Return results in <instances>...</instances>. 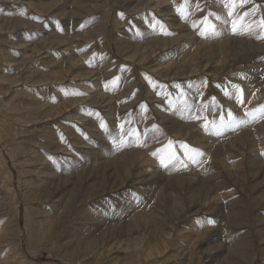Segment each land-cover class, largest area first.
<instances>
[{"label":"rangeland","instance_id":"1","mask_svg":"<svg viewBox=\"0 0 264 264\" xmlns=\"http://www.w3.org/2000/svg\"><path fill=\"white\" fill-rule=\"evenodd\" d=\"M129 1L0 0V264H230V257L237 259V264H264V168L261 174L257 171L256 178L251 177L256 173L249 166L252 153L244 150L241 133L250 124L243 117L263 114V90L254 80L249 81L251 76L242 62L217 76L205 72L162 78L153 66L159 53L196 39L211 43L217 35L208 28L220 22L218 13L222 11L227 12L225 22L236 26L230 33L237 30V15L242 18L240 26L250 18V22L261 21L256 36L247 38L261 40L264 0H137L131 7L125 6ZM185 13L188 16L183 20ZM180 23L186 25L187 32L178 29ZM150 38L162 40L165 46L154 48L153 53ZM136 41L149 47L143 57L147 61L141 60L144 49L133 55L131 47ZM253 41L230 49V54L246 57L255 49ZM70 56L76 59L71 61ZM179 57L176 54L177 60ZM96 91L101 92L97 103L92 94ZM213 101L223 110L207 115L208 109H201L203 103ZM188 104L202 111L188 123L183 117L180 121L191 125L193 131H202L205 139H216L212 156H199L195 163L201 165L204 182L213 188L214 196L222 199L221 212L217 205L212 207L213 202L204 208L200 193L192 199L176 187H166L161 197L162 192L148 187L140 176L142 171L152 173L155 164L170 175L175 169L185 178L195 173L197 152L183 155L184 138L169 133L162 120L164 114L173 117L171 109L179 105H184L188 116ZM229 112L231 120L224 116ZM259 118L264 122V115ZM219 124L224 127L214 134L212 126ZM169 141L172 143L166 146ZM109 147L117 150L113 158L134 152L141 161L130 174L124 172V161L91 171L90 164H97L100 153ZM170 149L174 155L169 157L176 160L162 156ZM228 169L237 172L231 176ZM83 170L86 172L80 175ZM69 175L74 176L54 182L55 176ZM192 201L203 206L192 212ZM70 207L68 214L65 211ZM141 213L150 216L141 246L151 248L156 235L162 239L164 232L170 233V241L158 243L160 253L146 259L139 254L134 260H116L113 239L105 245L111 254L98 253L104 237L122 221L139 223L138 228L144 231ZM194 231L195 239L200 235L199 241H185ZM185 242L192 253L187 257L177 249ZM217 245L220 247L210 250ZM234 247L242 253L235 254Z\"/></svg>","mask_w":264,"mask_h":264},{"label":"bare ground","instance_id":"2","mask_svg":"<svg viewBox=\"0 0 264 264\" xmlns=\"http://www.w3.org/2000/svg\"><path fill=\"white\" fill-rule=\"evenodd\" d=\"M140 1V0H139ZM145 1V0H143ZM149 1V0H148ZM165 0H163L164 2ZM134 2H137V0H130L129 2H127L125 4V6L127 7H131V5L134 3ZM229 2V0H228ZM240 2V0H239ZM238 2V3H239ZM227 3V2H226ZM150 6V3L148 4ZM221 6V4H219ZM235 8V6H234ZM229 10H232L229 9ZM234 11V10H233ZM230 12V11H229ZM219 14H221V18H220V22L219 21H215L214 22V26L213 24L211 23L212 26H210L208 29L210 32L212 33H215L217 36L216 38H213V41H211V43H205V40L203 42H198L197 39L194 43H186L185 45H181V47L177 46V48H173V50L171 51H168V52H164V53H159L157 54L154 59V65L152 63V65L155 67L152 68L155 70V73L158 74L160 77L162 78H169V77H179V76H182V77H187V76H197V75H200L202 73H205V72H208L209 74H212L213 76H217V74H223L225 73L227 70H232L234 69V66L237 65V64H240V62H242V66L244 67L245 71H246V74L250 75L251 78H249V81L251 80V82H253L252 80H254L256 82V85L257 87H259L260 89H262L264 92V79H261V76H262V73L264 75V70L260 71V68H264V60H263V54H264V41L263 39L264 38H261V40L259 41H253L254 42V50H252L249 54H247L246 57L244 58H240V57H236V54L233 53V56L230 54V49L232 48H235V49H239L240 47L242 46H246L247 44L251 43L252 41L251 40H248L247 38L249 39H252L253 37L256 36V34L258 33V31H260V28H261V21L260 22H250V20H248V22L245 23L244 26H240L241 23H240V20L242 18H240L238 15L236 16V19H238V22L236 23L237 24V30L234 31V32H231L230 33V29H234L236 26L233 24L230 26L228 25V23L225 22V19L226 16H227V12H224L222 11L221 13H218V18H219ZM231 14V13H230ZM187 13L184 14V17H183V20H185V18L187 17ZM250 16V15H249ZM228 17V16H227ZM104 18V17H102ZM233 18V17H232ZM215 19V18H214ZM234 20L232 19L231 21H237V20ZM219 20V19H218ZM245 19H243L244 21ZM159 23V22H158ZM161 23V22H160ZM159 23V24H160ZM162 25V23H161ZM150 27V26H149ZM178 27V26H177ZM146 28V27H145ZM154 28V27H153ZM182 29L184 32L186 31L187 32V28H186V25H184L183 23H180V27H178V29ZM189 28V27H188ZM144 29V28H143ZM148 29V28H147ZM157 29V28H156ZM179 29V30H180ZM207 29V28H206ZM247 29V30H246ZM142 30V29H141ZM146 30V29H145ZM155 30V29H154ZM161 30V29H160ZM159 30V32H161ZM244 30H246V34L242 33ZM206 31V30H205ZM148 32V31H147ZM251 32H253V35H249ZM141 34V33H140ZM137 35V34H136ZM139 35V34H138ZM156 35V33H155ZM192 35V34H191ZM141 36V35H140ZM146 36V35H145ZM161 36V35H160ZM193 36V35H192ZM147 37V36H146ZM158 37V36H157ZM128 38H131L130 36L127 37ZM156 38V36H155ZM154 38V39H155ZM165 38V37H164ZM163 38V39H164ZM88 39V38H87ZM91 39V38H89ZM149 39V38H148ZM151 41L150 43L153 44V45H149L150 46V50L153 52V53H156V47L157 49L162 47V40L160 39H155L152 41V38H150ZM144 40V39H143ZM145 41V40H144ZM167 41V40H166ZM174 41V40H173ZM172 41V42H173ZM178 41V40H177ZM180 41V40H179ZM250 41V42H249ZM149 42V41H148ZM164 42V41H163ZM208 42V41H207ZM64 43V42H63ZM140 43V42H139ZM137 41L135 42L134 46L131 47L132 51H133V55L137 53H140V50L141 49H144V51L141 53V56L142 58L143 57H146L147 56V47L146 45H144L143 43L140 45ZM145 43V42H144ZM146 43H147V39H146ZM167 43V42H166ZM59 45V44H58ZM57 45V46H58ZM171 45V44H170ZM165 46V45H164ZM163 46V47H164ZM174 46V45H173ZM195 46V47H194ZM192 47H194V49L192 50ZM251 47V46H250ZM155 48V49H154ZM186 48V49H185ZM169 49V48H168ZM172 49V48H171ZM233 50V49H232ZM242 50V49H241ZM240 50V51H241ZM124 52V49L122 50ZM160 52V51H159ZM151 53V52H150ZM243 53V52H242ZM172 54V55H171ZM176 54L180 55V60H177L176 59ZM140 55V54H139ZM238 55V54H237ZM242 55V54H241ZM129 56V55H128ZM134 59V57H131ZM130 58V59H131ZM149 58V57H148ZM147 58V59H148ZM152 58V57H151ZM154 58V57H153ZM70 59L71 61H73L74 59H76L74 56H70ZM141 60H146V59H141ZM150 60V59H149ZM242 60V61H241ZM147 61V60H146ZM151 61V60H150ZM141 62V61H139ZM144 62V61H143ZM146 63V62H145ZM149 63V62H148ZM137 64V63H136ZM146 65V64H145ZM150 65V64H149ZM148 66V65H147ZM151 66V65H150ZM149 67V66H148ZM184 68V69H183ZM153 72V71H152ZM91 73V72H89ZM54 74V73H53ZM65 74V73H64ZM57 75V74H56ZM59 75V74H58ZM46 80V79H45ZM13 81V80H12ZM253 84V83H252ZM103 86V85H102ZM97 87V86H96ZM256 87V86H255ZM249 88V85L246 89ZM98 89V87L96 88ZM100 89V87H99ZM258 89V88H257ZM100 91V90H99ZM97 92V91H96ZM93 94V99L96 100L97 98V102H99L101 100V97L99 96L101 94V92H97L96 94L92 93ZM92 100V99H91ZM105 101V100H103ZM225 101H227V99H225ZM93 102V101H92ZM62 106V105H61ZM199 106V104H198ZM197 107V106H196ZM196 107H191L190 108V104H188V110H189V115L187 116L185 114V111L183 110L184 109V105H179L171 110H173L175 113H174V116L173 117H170V116H166L167 114H164L163 117H162V120L165 122L166 124V128L168 129L169 133H174L175 136H179L181 138H184V141L187 142H191V146L189 145H186L184 141H182V144L184 143V145L182 146L183 147V152L181 151V153H183V155H186L189 154V153H192L193 151H196L197 152V156H196V159L195 161H193L194 163V166L193 167H197V168H193L190 167L189 170H193L196 174H197V178H195V173L193 174H189L188 175V178H185V177H181L180 173H177V169H175L174 173L172 172V174H168L167 172H164V171H159V166L157 164H155L153 166V169L152 170L153 172L150 173V172H144L143 174V171H142V174L140 176H142L141 179H143V182L147 183L146 185L148 187H150V185L155 188V190H159V193H160V196L163 197L164 196V192H165V189L166 187L168 189H170V187H176L177 189H179L181 191V193H184L185 195L187 194H191L190 198H192L193 196H195L197 193H200V197L202 195L203 197V201H205L206 203L204 204V206L202 205V202L201 203H198L196 201H192L191 203V206H193L192 208V212L195 211V209H199V206L201 205V207L203 206L204 208L207 207L208 204H210V202H213L211 203L212 204V207L214 205H217L218 206V210L221 212V210L223 209V204L220 203L222 201V199L218 196H214V191H213V188H209L208 187V184H206V182H204L205 178L201 172V170H199V168L201 167L200 164H197L195 162H198L200 159H199V156L201 159H203L204 157H210L212 156V153L213 151L211 150L216 139H205L206 135L205 134H202L200 130H196V131H193L192 129H189L190 127H192L191 125H188L186 124L185 122L183 121H180V119L183 117L184 120L188 123L190 122L191 119H193L194 117H199V114L200 112L203 110V108L205 109H208V112H205L207 115L208 114H211L214 112V110L216 111L218 109V111H222L223 109H220L219 107H217L213 101V103H209V102H204L203 103V106H202V110H198L196 109ZM200 107V106H199ZM169 109V110H170ZM168 110V109H167ZM172 112V111H170ZM204 113V114H205ZM205 114V115H206ZM264 115V112L263 114H260V113H252V114H249L248 117H243V119L247 121V123H250L249 124V128L246 129L245 131H242L241 133H244L243 134V138L245 139V143L243 144L244 147V150H247L250 149L249 151H251L252 155L250 156V160H249V166L250 168L255 171V175H251V177L253 178H256L258 175H257V171H259L260 173L258 174H261L262 172V169L264 168V122L259 118V116H262ZM225 117L228 118V114H224ZM162 122V121H161ZM228 123V122H227ZM162 124V123H161ZM229 125V123H228ZM224 126H222V124H219V126H212V128L214 129L213 130V133L215 134L216 132H219V130L223 129ZM232 128V127H231ZM176 132V133H175ZM209 132V130H208ZM234 132L233 130L232 131H229V133H232ZM263 134V135H260ZM210 133H208L207 135H209ZM213 134V135H214ZM238 134V133H236ZM235 134V135H236ZM254 134L258 135L257 138H254ZM167 136V135H166ZM174 136V137H175ZM173 137V136H172ZM169 139H171L169 137ZM240 141V139H237ZM171 141V140H170ZM168 142L166 144V146H169L172 142ZM173 141V140H172ZM176 141V140H175ZM259 141V143H258ZM180 142V141H179ZM131 144V143H129ZM111 145V144H110ZM126 145V144H125ZM129 145L125 146L124 148H127ZM180 147H181V144H180ZM257 147V148H256ZM259 147V148H258ZM194 148H196L197 150H194ZM177 149V148H176ZM181 149V148H180ZM179 150V148H178ZM117 151V150H116ZM116 151H113L110 147L107 148L105 151L101 152L99 157H98V163L97 164H90V168H91V171L92 169L96 170V168H99L101 166H112V164L114 162L116 163H122V161H124V172H128L130 174V171H131V168H134L133 166L135 164H138L141 160H138L140 156H138V154L134 153V152H129V153H121L119 155H115L114 158L111 157L112 155H114V153H116ZM126 151V150H125ZM173 149H170L169 152H163L162 153V156L166 157V159L170 158L169 156H172L174 155L173 154ZM180 153V154H181ZM182 155V154H181ZM182 155V156H183ZM168 156V157H167ZM185 156V157H186ZM192 156V155H191ZM162 157V158H163ZM193 157V156H192ZM175 158V157H174ZM174 158H170V159H173ZM178 158V156H177ZM189 158V157H188ZM191 158V157H190ZM189 158V159H190ZM194 158V157H193ZM180 159V158H179ZM188 159V160H189ZM110 160H113V161H110ZM165 160V158H164ZM172 160V161H173ZM176 160V158H175ZM188 160L186 159V161L188 162ZM166 161H169V160H166ZM171 161V160H170ZM169 162H166V163H170ZM183 160L182 159V163H183ZM190 161V160H189ZM137 162V163H136ZM107 163V164H106ZM174 163V161H173ZM172 163V164H173ZM189 163V162H188ZM114 165V164H113ZM167 165V164H166ZM170 165V164H169ZM174 165V164H173ZM178 165V164H176ZM185 165V164H184ZM182 165V166H184ZM191 165V163H190ZM106 166V167H107ZM137 166V165H136ZM148 166V165H146ZM175 167V166H174ZM181 167V166H180ZM168 168V167H167ZM177 168V167H176ZM82 169V168H81ZM166 169V168H165ZM182 169V168H181ZM86 170V169H84ZM81 172L79 171L78 173H80V175H84V173L86 171ZM90 170V169H88ZM101 170V169H100ZM167 170V169H166ZM171 170H174V169H171ZM180 170V169H179ZM178 170V171H179ZM103 171V170H102ZM101 173L103 174L104 172ZM106 171V170H105ZM141 171V170H140ZM122 172V171H121ZM123 172V173H124ZM237 172V170L235 169H228V173L231 174V176H234L235 173ZM93 173V172H92ZM99 172L97 171V174ZM114 173V172H113ZM141 173V172H140ZM77 174V173H75ZM87 174V173H86ZM94 174V173H93ZM126 174V173H124ZM99 175V174H98ZM74 175H69L68 177H65V178H61L59 176H55L54 178V182H59L61 183L62 180L63 181H66V180H69L70 178H72ZM107 176V175H106ZM109 176V175H108ZM97 177V176H96ZM95 177V178H96ZM100 177V176H99ZM117 177V176H116ZM77 178H80V177H77ZM111 180V179H110ZM122 180V179H121ZM123 181V180H122ZM127 181V180H126ZM81 182V181H80ZM104 182V181H103ZM257 182V181H256ZM260 183V181H258ZM65 183V182H64ZM142 183V182H141ZM235 183V182H234ZM245 183V182H243ZM81 184V183H79ZM116 184V183H115ZM104 185V184H103ZM145 185V187H146ZM245 185V184H244ZM98 186V185H97ZM246 186V185H245ZM110 187V186H109ZM147 187V188H148ZM103 188V186H102ZM152 188V189H153ZM41 189V188H40ZM40 189H38L40 191ZM43 189V188H42ZM66 189V188H65ZM151 189V188H150ZM38 190H35V193L39 192ZM45 190V189H43ZM100 190V189H99ZM51 191V190H50ZM102 191V190H101ZM169 191V190H168ZM179 191V192H180ZM77 192V191H76ZM172 192V190H171ZM169 193V192H168ZM195 194V195H193ZM92 195V194H91ZM163 195V196H162ZM179 196V194H178ZM189 196V195H188ZM59 197V196H58ZM166 197V196H165ZM184 197V196H183ZM73 198V197H72ZM71 198V199H72ZM186 198V197H185ZM188 198V197H187ZM193 199V198H192ZM180 203L179 205L182 206L183 204V200L182 198H180ZM189 200V199H188ZM201 200V199H200ZM179 201V200H178ZM81 203V202H80ZM79 203V204H80ZM170 203V202H169ZM190 203V202H189ZM70 204H72L73 206V203L71 202ZM69 204V205H70ZM178 204V203H177ZM68 205V206H69ZM190 205V204H189ZM77 207L76 205L74 206V208ZM170 207V206H169ZM188 207V206H187ZM66 208V207H65ZM182 208V207H181ZM73 207L70 209L67 208V210L65 211L66 213H71ZM172 208H170L171 210ZM179 209V208H178ZM174 210H177L176 208ZM181 210V209H180ZM172 212V210L170 211ZM185 213V212H184ZM219 213V212H218ZM224 213V212H222ZM137 215V214H136ZM221 214H219L220 216ZM62 217V216H61ZM139 217H143L145 218V222H141V223H145L144 225H146V222H149L150 220V216L148 213H141V216ZM138 217V218H139ZM182 217V216H181ZM180 217V218H181ZM63 218V217H62ZM137 218V219H138ZM220 218V217H218ZM61 219V218H60ZM59 219V220H60ZM123 219V218H122ZM137 219L135 221H137ZM261 219V218H260ZM257 220V219H256ZM69 221V219H68ZM67 221V222H68ZM121 221V220H120ZM221 221V220H220ZM223 221V220H222ZM261 221V220H260ZM123 222V221H122ZM120 222L118 225L116 226H113L112 230L110 231L111 235L109 237H104V241H102L101 244V247L102 249H100V251H98L99 254H102V251H107L108 253H110V249L109 248H106L105 245L106 244V241L108 240H112L113 239V244L114 247H113V251H114V255H115V259L116 260H122V258H132V260H134V256H138L139 254L142 255L143 254V257L146 259L147 257H152L153 255H155V252L157 253H160V248H161V245H158L159 244H162V242H164V239L165 240H169L170 241V233H166L164 232V238H160L159 239V236L156 235V239H155V243L154 245L150 248V247H147L145 248L144 246L145 245H142L141 246V243L145 240H142L144 239V237H146L145 235L147 234L148 230L147 229V225L144 229V231L140 230L138 227L140 226L139 223H134L132 224L129 223V224H124ZM128 223V221H126ZM125 222V223H126ZM259 222V221H258ZM257 222V223H258ZM60 223V222H59ZM263 223V222H262ZM124 224V225H123ZM61 226V224H59ZM141 226H143L141 224ZM258 226H259V223H258ZM207 226H205L206 228ZM260 227V226H259ZM55 228V227H54ZM57 228V227H56ZM121 229V230H120ZM123 229V230H122ZM124 229H126L124 231ZM156 229V228H155ZM105 231V230H104ZM107 231V230H106ZM171 231V230H170ZM135 232H137L136 236L134 235ZM172 232V231H171ZM218 232V231H217ZM260 233V232H259ZM160 234V233H159ZM187 235L190 236L191 239H189L188 237H186V240L185 241H192V239H195L196 237V233L194 231L193 234L191 233H188ZM261 235V233H260ZM108 236V235H107ZM155 236V234H154ZM161 236V235H160ZM214 239L217 240V238L219 237H215L216 235H213ZM149 237V236H148ZM162 237V236H161ZM259 237V236H258ZM154 238V237H153ZM203 238V237H202ZM213 238H210L211 241L213 240ZM149 239V238H148ZM200 239V235L195 239L196 241H199ZM221 239V238H220ZM89 240V239H87ZM172 240V239H171ZM249 240V239H248ZM98 241V240H97ZM94 242V243H97ZM203 242V241H202ZM201 242V243H202ZM223 242V241H221ZM220 242V243H221ZM230 242V241H229ZM145 243V242H144ZM211 243V242H210ZM218 243V242H217ZM250 243V242H249ZM110 244V243H109ZM108 244V246H109ZM186 244V245H185ZM185 244L183 245H180L177 249L180 250V253L183 257H187L188 254L190 253V249H189V245H188V242H185ZM209 244V243H208ZM86 245V244H85ZM89 246V244H88ZM127 246V247H126ZM166 246V245H164ZM226 246V244H222L221 247H224ZM140 247L141 249L143 248V250L140 251ZM167 247V246H166ZM220 247V245H217L216 247L213 246V248L210 250L212 251L214 248H218ZM115 248V249H114ZM126 248H129L130 250H126ZM86 249V248H84ZM83 249V250H84ZM203 249V248H202ZM207 249V247H206ZM221 249V248H220ZM126 250V251H125ZM224 250V249H223ZM226 250V249H225ZM224 250V251H225ZM264 250V249H262ZM111 251V252H113ZM217 251V250H216ZM220 251V250H219ZM233 251L235 254H238V253H242L241 251L242 250H239V249H236V247L233 248ZM244 251V250H243ZM88 252V251H87ZM127 252V254H126ZM195 252V251H194ZM193 252V253H194ZM198 252H199V249H198ZM222 252V250L220 251ZM84 253V252H83ZM105 253V252H104ZM204 253V252H203ZM111 254V253H110ZM113 254V253H112ZM123 254V255H122ZM130 255V256H127V255ZM192 254V253H190ZM217 255V254H216ZM249 255V253H248ZM94 256V255H93ZM110 256V255H109ZM112 256V255H111ZM110 256V257H111ZM127 256V257H125ZM215 256V255H214ZM223 256V255H222ZM219 257V256H218ZM208 258V257H207ZM245 258V257H244ZM248 261H250L252 258L249 256L246 257ZM181 259V258H180ZM220 259V258H219ZM217 259V260H219ZM222 259V258H221ZM220 259V260H221ZM229 259L230 260V264H237V259L235 258H232L230 257ZM182 260V259H181ZM131 261V260H130ZM222 261V260H221ZM132 262V261H131ZM211 262V261H210ZM209 262V264H211ZM214 262V261H213ZM220 262V261H219ZM224 262V261H222ZM251 262V261H250ZM197 263V262H195ZM221 263V262H220ZM248 263V262H247ZM224 264H227V263H224Z\"/></svg>","mask_w":264,"mask_h":264},{"label":"snow or ice","instance_id":"3","mask_svg":"<svg viewBox=\"0 0 264 264\" xmlns=\"http://www.w3.org/2000/svg\"><path fill=\"white\" fill-rule=\"evenodd\" d=\"M228 118H229V120H231V119H233V116H232V114L229 112V114H228ZM101 127H103V124H101ZM212 221H209V223H211Z\"/></svg>","mask_w":264,"mask_h":264}]
</instances>
